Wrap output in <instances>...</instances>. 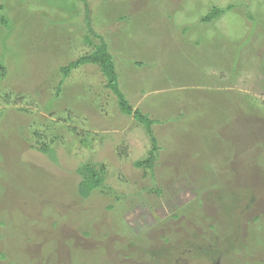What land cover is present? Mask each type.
I'll return each mask as SVG.
<instances>
[{"label": "rangeland", "instance_id": "obj_1", "mask_svg": "<svg viewBox=\"0 0 264 264\" xmlns=\"http://www.w3.org/2000/svg\"><path fill=\"white\" fill-rule=\"evenodd\" d=\"M87 18L109 43L130 104L161 121L153 126L160 146L153 170L136 165L153 148L151 136L122 112L100 67L61 71L93 49ZM0 64L2 121L7 130L17 125L0 137L8 143L0 144V181L9 193L0 219L11 231L0 227V264H264V217L253 221L264 215V0H0ZM50 121L77 128L89 145L62 128L52 160L23 139L28 130H17ZM229 140L236 150L228 155L220 144ZM25 163L56 179L36 180V194L26 195ZM88 163L106 165V184L127 205L113 194H77L78 169ZM249 186L257 200L237 228L218 192ZM198 198L202 215L174 217Z\"/></svg>", "mask_w": 264, "mask_h": 264}, {"label": "trees", "instance_id": "obj_2", "mask_svg": "<svg viewBox=\"0 0 264 264\" xmlns=\"http://www.w3.org/2000/svg\"><path fill=\"white\" fill-rule=\"evenodd\" d=\"M232 7H233L232 5L228 6L226 9L220 8V7H215L211 10L210 13H208L207 15H205L203 17V21L211 22L212 20L219 17L221 14L225 13L228 9H230ZM250 16L253 19H255V17L253 15H250ZM2 21H3V23L8 24V20L6 19V17H3ZM86 23H87V28H86L87 33L85 34V42H87L89 45H91V47H93V49L90 52L78 57L76 60L70 62L66 66H62L61 71L63 72V75L65 77H68L69 74L73 70H75V69H77L80 66L85 65V64H94V65H98L100 67L101 72L103 73V76L106 79V85L105 86L108 89H111L113 91V93L116 95L118 105L121 108L122 112L125 113L126 115H133L135 117V119L137 120V122L140 123V125L143 126L144 129L151 136L152 142H153V148L150 150L149 155L145 159L139 160L136 163V165L138 167H144L145 169L150 168L151 170H153L155 168V160L158 157L157 152L160 149V146L157 143V138L155 137V134H154L153 126L160 123L161 121L159 119L152 118L148 113L143 112L141 108H134L130 104V102L128 101L127 97L125 96L124 92L121 89L119 74L117 71L114 56L110 50L109 43L106 41V39L103 36H101L98 32H96L94 30V28L91 25V21L88 18L86 19ZM139 64H141V63H139ZM0 70H1L0 78L3 79V77L6 76V68L2 64H0ZM63 81H64V79L62 81H60L58 86H57V93H56L57 95H59L62 91ZM208 91H210V90H208ZM217 92H218V90H217ZM219 92L221 93L222 97L228 96L231 98V93L228 92L227 90H220ZM184 93H186V92H184ZM3 115H6V114H4L3 111H0V137L6 136L9 133V131L15 132L16 128H14V127L17 126L16 125L14 127H11L8 130L5 129L4 125H6L7 122L2 121ZM185 116H186L185 113H180V115L178 117H176V119L177 120H181V119L184 120ZM170 118H175V117H170ZM34 124H35L34 122H31L29 124L25 123L27 128H25L26 126L23 128L24 124L20 125V123H18L19 126L17 127L18 128L17 130H21L22 132H25L26 130H28V134L30 136H28V134L23 135V139L26 140L28 143H30V146L32 148L37 149L38 151L42 152L43 154L49 155L52 160H56V149H57L56 147L59 146L60 143H64V141H65L64 131L62 130V128L65 129L72 136H79L81 138V142L84 145H86V146L89 145V143H88L89 137L83 136V134L82 135L78 134L79 132H78L77 128H75V127L70 128L66 125H64V127L59 126V125H57V123H55L53 121L46 122L42 125L40 124L38 127H35ZM255 137H257V136H255ZM90 140H91V138H90ZM5 143H6V145H8L7 142H1L0 144L5 145ZM221 143L222 144H220V146L226 145V147H224V150H227L226 154L229 155L230 153L235 152L236 148H235V146L232 145L231 140L226 141V143H223V142H221ZM19 148H20V145H19ZM220 156H221V154H220ZM3 159H4V155L0 152V161H3ZM261 166H263V165H261ZM23 169L26 170V176L29 175L27 177H29V178L32 177V179H31L32 181L29 182V187L27 188L28 190L25 193L26 195L36 194L35 192L32 193L31 189H30L31 188L30 185L32 183H34L36 180H38L39 182H42V183H45V182L49 183V182H52L56 179L55 177H53L52 174L44 173V171H41L42 169H39L36 167L34 168L31 165H29L28 163H25L23 165ZM78 173L82 175V179H81L80 183L78 184V191H77L78 192L77 194L81 198L89 200V198H91V196L93 195L94 192H99L103 195L113 194L115 196L114 200L116 199L117 203H124L125 205H127L126 196L124 194H116L115 191L110 186H108L106 184V179H107L108 173L106 170V165L104 163L84 164L83 166H81L78 169ZM227 188L229 190H226ZM245 189H246L245 191L239 192L236 190V188L225 187V189L220 188V191L218 192L219 198L222 199L223 202L225 203L223 205L224 214H226L227 217L229 216L228 218L231 221H232V216L234 217V224L236 225L237 228L239 226H241V224H242V222H241L242 218L241 217L243 215L247 214V212H249L250 209L253 208V206L257 200L256 194H254L252 192L253 189H251L250 186L245 188ZM3 190H4V186L2 185V182L0 181V203H4L6 205L5 202H6V199H8L6 197V195L8 196L9 193H5V190L4 191ZM42 190H43L42 188H40L38 190L39 194L42 193ZM44 191L45 192L48 191L50 194L52 192V191H49V188H44ZM22 194H23V192H19V195H17V196H21ZM134 194L139 195L140 192H136ZM231 195L236 196V199H237V202L234 203L233 205L232 204L229 205L230 204L229 196H231ZM51 199H54L52 201L54 203H56L55 204L56 206L58 204V206H59L58 209L62 208V203H60L59 199L56 200L57 198L52 197V195H51L49 201H51ZM202 201H203L202 198H198L196 203L191 204L189 206H186L187 208L186 207L183 208V209L188 210L187 214L184 211H182V209H180V211L178 213H176L174 215V217H180L181 215H184L187 218H189L190 217L189 213L192 211L194 212V214L202 215V211H198L200 213H197V211H195V209H194V207L197 206V207H200V210H201ZM48 202L46 204H48ZM107 208L112 210V211L117 212L116 211L117 210V204H111ZM1 210H3V209H1ZM86 212H88V211H86ZM3 213H4V210H3ZM203 216H205V215L203 214ZM263 217H264V215L262 213H259L255 216H253V221L258 222V221L262 220ZM0 218H7V216L2 217V214H0ZM93 218L94 217L90 218L89 225H90L91 220ZM213 221H215V219H213ZM224 221L226 222V220H224ZM1 226L4 228L8 226L7 231H9L8 229H9L10 225H8V223L5 219H0V227ZM214 227L216 228V224H214V223L210 224V228H214ZM15 228L19 231V234L21 236H22V234L24 235V233H26V231H27V230H25L24 233L23 232L20 233V227L19 228L15 227ZM237 228H235V230H237L236 233L239 232V230ZM8 233L11 234V231H9ZM30 234L35 235V233H32V232ZM84 235H88V233L85 232ZM226 241L228 242V240H226ZM221 244H222V242L220 243V246H221ZM227 244H222V245L224 247L229 245V247L232 248L233 250H235V248H237V246H231L230 244H228V245ZM0 257L5 258L6 256L4 253L0 252ZM11 263L14 264V262H11ZM15 264H23V262L22 263L21 262H15Z\"/></svg>", "mask_w": 264, "mask_h": 264}]
</instances>
